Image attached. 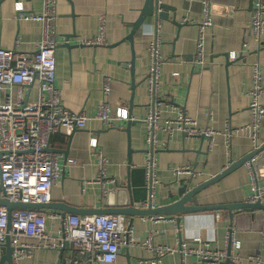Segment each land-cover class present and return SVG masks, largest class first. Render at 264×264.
Segmentation results:
<instances>
[{"label":"crops","instance_id":"obj_1","mask_svg":"<svg viewBox=\"0 0 264 264\" xmlns=\"http://www.w3.org/2000/svg\"><path fill=\"white\" fill-rule=\"evenodd\" d=\"M203 1L162 0L164 14L159 34L163 59L161 96L166 104L161 126L164 128L176 119L177 114L170 108L175 105L195 120L198 128L212 129L218 135L210 149L204 138H188L177 131L170 138L167 132H159L161 150L157 155V168L160 184L156 189L155 208L172 203L169 196L176 189L175 169L191 166L197 174L192 178L193 184L198 186L225 171L231 158L234 164L253 152L246 131L235 134L230 145L225 134L250 123L249 92L256 64L260 66L264 85V36L258 49L251 29L254 0H210L213 27L205 38L206 67L199 69L193 62L198 26L203 19ZM262 2L264 4V0ZM145 3L146 0H57L56 87L61 92L63 106L71 112H83L94 118L102 100L103 81L109 78L111 111L114 113L123 108L132 119L131 122H118L117 128L111 130L104 129L100 122L92 119L84 130L70 135L62 131L52 136L49 149L58 158L62 176L52 190L49 204L64 205L81 212V215L67 214L66 218L94 216L86 213L117 208L127 199L124 192L117 194L122 191L119 188L125 187L129 180L136 186L144 181L148 147L143 121L149 106L148 47L152 40L153 18L146 20L134 33L132 43L125 39L133 31L132 26ZM19 8L25 14L40 15L43 0H0V47L14 50L16 41L20 40L16 50L30 56L40 40L41 24L14 20ZM102 17L106 20L107 45H82L83 41L98 36ZM232 54L240 56L233 61ZM26 100L28 103L38 100L36 83L29 87ZM0 102H6L1 94ZM91 139L97 140L98 149L107 158V174L116 181L114 185L103 187L98 183V168L89 147ZM262 144L264 120L260 146ZM259 170L258 180L263 186L264 161ZM188 179L190 177L183 176L179 181ZM251 195V178L243 165L208 186L197 197L200 206L212 207L248 203ZM41 213L47 218L50 237L56 238L61 220L53 216L62 213L56 210ZM233 216L231 220L227 211L198 212L184 216L179 224L172 217L156 221L136 217L130 230L137 243L152 237L156 247L179 250L174 255L160 257L159 264H212L202 262L196 256L184 257L180 247L225 250L228 228H232L240 243L238 253L243 262L255 256L264 259V211H237ZM125 220L128 227L132 219L125 217ZM196 238H200L203 244L194 243ZM21 242L40 243L32 238H22ZM126 249L128 253L118 256V264H150L155 259L152 253L141 247ZM3 256L7 257L8 251ZM62 257L77 258L72 249L66 250ZM58 259L57 251L37 250L32 258L19 264H56Z\"/></svg>","mask_w":264,"mask_h":264},{"label":"built area","instance_id":"obj_2","mask_svg":"<svg viewBox=\"0 0 264 264\" xmlns=\"http://www.w3.org/2000/svg\"><path fill=\"white\" fill-rule=\"evenodd\" d=\"M152 25V40L148 47L150 65L147 74L149 95L148 114L143 121L146 128V164L145 185L147 199L141 204L143 210L154 209V201L158 178L157 155L161 150L158 134L162 130L171 138L174 132H181L188 138H204L211 149L218 133L212 129L198 128L195 120L187 117L177 106H170L177 114L175 120L168 122L162 128L161 120L165 101L161 96V81L163 59L161 56L162 41L160 38L162 0H156ZM57 0H43V10L40 15L25 14L20 8L14 20L34 21L41 24V37L36 44L35 52L28 56L17 51L20 40L16 41L14 50L0 47V94L5 103L0 102V201L25 205L49 204L52 190L62 176L58 158L48 152L53 135L65 132L70 135L78 130H84L93 119L102 124L106 130L117 128L118 122H131L126 111L118 108L111 111L109 97L111 94L110 79L105 78L102 87V100L94 118L85 113H74L66 109L61 102V92L56 87V50L57 39ZM1 22V16H0ZM213 27L210 0L203 1V19L198 26V37L194 56V66L199 69L206 67L205 38L207 31ZM251 29L253 40L260 49L264 36V4L262 0H254ZM86 46H106V20L100 18L99 34L94 40L83 41ZM245 47V46H244ZM240 55L232 54L233 61ZM176 76V75H175ZM37 84L38 100L28 103L26 100L29 87ZM250 97V123L238 130H229L225 134L230 145L235 134L247 132L253 146V151L259 148L261 128L264 120L263 77L260 66H253ZM89 147L98 168V183L103 187L114 185L116 181L107 174L108 160L98 149L96 139H91ZM258 157L244 164L251 178L252 195L248 203H260L264 206V185L259 184L255 170ZM73 164V161H70ZM233 164L229 160V167ZM227 167V169L229 168ZM176 181L180 177L197 176L191 166H183L174 170ZM61 220L56 238H51L48 232L47 218L41 212L14 211L10 216L7 209L0 205V264L3 258V248L7 241L14 249L13 264H19L24 259L32 258L37 250L65 252L72 249L76 253L73 258H61L62 264H118V256L122 249L129 246L141 247L154 255L150 264H159L158 259L165 255H174L178 249L156 247L152 237L143 243H137L132 237V231L126 226L125 217L121 215H94L88 217L69 216ZM150 220H161L162 217H149ZM264 239V232L262 233ZM22 238H32L40 243L32 245L21 242ZM225 250L197 249L181 245L180 252L184 257L196 256L202 262L225 264L228 259L233 264H264L260 257H250L245 262L240 258L238 250L240 243L236 240L232 228H228ZM44 241V242H42ZM194 243L203 244L200 238ZM208 247V246H207ZM228 248L231 255L228 256Z\"/></svg>","mask_w":264,"mask_h":264},{"label":"water","instance_id":"obj_3","mask_svg":"<svg viewBox=\"0 0 264 264\" xmlns=\"http://www.w3.org/2000/svg\"><path fill=\"white\" fill-rule=\"evenodd\" d=\"M158 8L156 0H146L144 8L141 10L140 15L137 21L133 24L132 29L133 31L127 36L125 40H128L132 43V37L134 33L140 30L143 25L145 24L146 20L154 16L155 10ZM162 12L159 15L160 20H163L164 14V6L163 4L160 6ZM123 40V42L125 41ZM229 60V57L227 56ZM230 64V63H229ZM130 124V123H129ZM129 132V127L127 128V133ZM68 142L70 144V137H68ZM48 152L52 151L48 148ZM55 151V150H54ZM255 170L256 172L261 175L259 168H261L263 161H264V144L259 146L256 150L251 152L248 156L243 158L237 163L232 164L228 169L223 171L220 175L208 180L207 182L200 184L198 186H194L193 179L190 178L188 180H181L176 181L175 186L176 189L172 192L169 196V200L172 203L162 206L160 208H154L151 210H143L141 204L145 202L147 199V190L145 185V170L144 172V181L141 185L136 186L134 185L131 180L127 182L125 187L119 188L122 191H119L117 194H121L124 192L126 194V202L123 204L118 205L117 208H107L105 210H90L87 212V215H121L123 217L131 218V222L128 225V228L131 229L133 225V220L137 218H149V217H162L168 218L172 217L176 220L177 224L181 222V219L184 216L195 214L198 212H217V211H227L229 213L230 219L233 220V213L237 211L249 212L253 210H263L264 206L260 203H241V204H231V205H221V206H212V207H203L200 206L198 202V194L206 189L208 186L216 183L223 177L227 176L229 173L233 172L234 170L238 169L239 167L243 166L246 162L255 159ZM139 194V195H138ZM0 205L4 206L9 215V231L11 229L10 225V216L11 213L14 211H21V212H42L45 210H56L61 212V217L64 220L67 214H74V215H81V212L77 209L67 208L66 206H58L54 204H42V205H34V204H21V203H11L8 200H1ZM85 214V213H84ZM83 215V214H82ZM8 251V256L2 258L1 264H13L12 255L14 253V249L10 244L9 238L4 245L3 252ZM63 251L59 252V259L56 264H62L61 258L63 256ZM124 253H128L126 248L122 249L119 255ZM231 255V249L228 248V256ZM225 264H233L230 259L226 261Z\"/></svg>","mask_w":264,"mask_h":264}]
</instances>
